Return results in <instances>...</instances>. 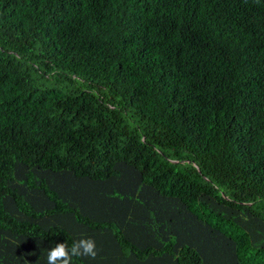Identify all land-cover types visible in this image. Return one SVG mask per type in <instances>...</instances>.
Masks as SVG:
<instances>
[{"label": "trees", "instance_id": "obj_1", "mask_svg": "<svg viewBox=\"0 0 264 264\" xmlns=\"http://www.w3.org/2000/svg\"><path fill=\"white\" fill-rule=\"evenodd\" d=\"M264 264V0H0V264Z\"/></svg>", "mask_w": 264, "mask_h": 264}, {"label": "clouds", "instance_id": "obj_2", "mask_svg": "<svg viewBox=\"0 0 264 264\" xmlns=\"http://www.w3.org/2000/svg\"><path fill=\"white\" fill-rule=\"evenodd\" d=\"M97 256L95 241L91 238H81L73 242L71 247L66 242L58 243L48 250L47 264H73V257Z\"/></svg>", "mask_w": 264, "mask_h": 264}]
</instances>
